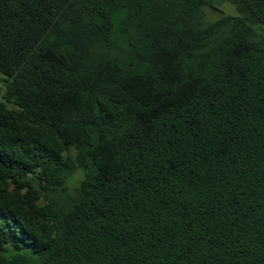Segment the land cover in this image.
Segmentation results:
<instances>
[{"label":"trees","instance_id":"trees-1","mask_svg":"<svg viewBox=\"0 0 264 264\" xmlns=\"http://www.w3.org/2000/svg\"><path fill=\"white\" fill-rule=\"evenodd\" d=\"M0 264H264V0H0Z\"/></svg>","mask_w":264,"mask_h":264},{"label":"rangeland","instance_id":"rangeland-1","mask_svg":"<svg viewBox=\"0 0 264 264\" xmlns=\"http://www.w3.org/2000/svg\"><path fill=\"white\" fill-rule=\"evenodd\" d=\"M219 8L223 9L226 12L233 13L234 8L229 4H222L218 6ZM233 9V10H232ZM235 14V12H234ZM207 16L210 20H216L221 16V13L215 10L208 9L207 10Z\"/></svg>","mask_w":264,"mask_h":264}]
</instances>
